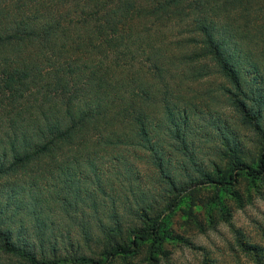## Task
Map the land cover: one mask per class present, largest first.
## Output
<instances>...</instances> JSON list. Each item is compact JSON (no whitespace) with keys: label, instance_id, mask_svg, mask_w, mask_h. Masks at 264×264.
Listing matches in <instances>:
<instances>
[{"label":"trees","instance_id":"trees-1","mask_svg":"<svg viewBox=\"0 0 264 264\" xmlns=\"http://www.w3.org/2000/svg\"><path fill=\"white\" fill-rule=\"evenodd\" d=\"M255 10L264 0H0V264L154 249L187 184L261 177ZM220 107L256 135L255 164ZM193 139L216 144L196 152ZM87 214L73 240L61 220Z\"/></svg>","mask_w":264,"mask_h":264},{"label":"rangeland","instance_id":"rangeland-1","mask_svg":"<svg viewBox=\"0 0 264 264\" xmlns=\"http://www.w3.org/2000/svg\"><path fill=\"white\" fill-rule=\"evenodd\" d=\"M248 24L250 29L259 27L264 35V12L255 10ZM200 85L203 87L204 82ZM219 110L229 117L237 134L245 155L239 157L241 162L255 164L260 151L256 135L237 119L230 107ZM203 142L193 139L196 152L197 146L205 152L216 144ZM215 162L222 168L221 174H225L228 170L225 162L217 159ZM227 187L217 191L212 184H187L178 204L161 220L159 246L153 249L151 241H147L131 255L115 256L101 264H254L255 256L264 258V173L258 179L237 176L236 182ZM158 190L163 193L162 187ZM84 218L61 220V227L74 236L73 240L79 239L78 222H89L92 226L95 223L88 220V214Z\"/></svg>","mask_w":264,"mask_h":264}]
</instances>
